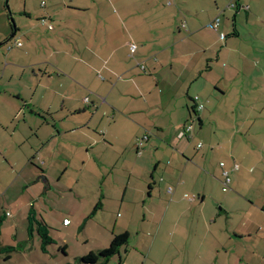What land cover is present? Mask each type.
<instances>
[{"label": "crops", "instance_id": "crops-1", "mask_svg": "<svg viewBox=\"0 0 264 264\" xmlns=\"http://www.w3.org/2000/svg\"><path fill=\"white\" fill-rule=\"evenodd\" d=\"M42 3L25 4L16 25L8 12L0 37V84L18 82L0 89V129L18 139L0 145V218L38 215L54 170L85 202L83 178H63L91 171L100 178L75 230L93 229L100 245L74 260L127 235L118 264H264V0ZM30 190L36 199L17 206Z\"/></svg>", "mask_w": 264, "mask_h": 264}, {"label": "rangeland", "instance_id": "rangeland-1", "mask_svg": "<svg viewBox=\"0 0 264 264\" xmlns=\"http://www.w3.org/2000/svg\"><path fill=\"white\" fill-rule=\"evenodd\" d=\"M43 1L44 4H46V7H55V6H62L64 4L70 3V0H9L6 7L7 0H0V37H4L6 35L5 31L7 30L6 37L8 38L10 35V24L11 20L13 21L14 25H16L15 21H18V19L21 16V12L25 9L24 5H27V8L30 10H36L39 3ZM102 1V0H101ZM55 5V6H54ZM8 12L11 14V20L8 17ZM220 34L219 38L221 37ZM6 38V40H7ZM5 40V41H6ZM224 39L220 38V41ZM0 49H2L4 42H0ZM6 51V50H5ZM4 54V51H3ZM2 55V54H1ZM221 63H223V60H221ZM3 83H6V80L3 81ZM18 82L13 81L7 86H3V84H0V89L3 91L2 97L4 98L5 94H7L8 91L6 89L12 90L17 88ZM21 86V85H20ZM1 97V98H2ZM95 138H88L87 142L91 143L94 142ZM18 141L15 137H12V129L9 128L8 132H2L0 129V145H3L4 147L10 148L11 146H14L15 142ZM96 142L98 140L96 139ZM94 142V143H96ZM1 146V147H3ZM16 148H14L15 150ZM96 152V151H94ZM14 154V153H13ZM1 162H4V158L0 154V164ZM56 170L50 172V178L51 184L49 187V191L45 197H40L39 200L36 202V210L39 214L37 215L38 218L43 217L48 225L50 237L53 239L54 244L48 246V253L43 254L39 250V240L38 236L35 233L28 241L27 236V222L25 218L26 211H23L22 213L18 214L15 213L13 217H6L5 220L6 224L5 228L2 230V236H1V243L3 246H10L14 248H18L15 252L10 253L11 259L5 260V255H0V264H77L76 260L74 258L76 256L81 255V253H86L88 249L92 248L95 249L97 245H100L98 235L96 231L93 229L86 230V233L84 235L76 234V228L75 225L80 220L83 215L86 213L88 209V204H86L87 199L90 197L91 194L88 195V192L91 189V182L94 180V182H98V179L94 176V173L91 171L84 172L83 175H80L79 171L77 170H71L68 172L67 177H64L63 179L65 182H71L75 183L77 179L83 178V180H80L78 186V189L80 190V193H85V202H80V199L78 197L72 196V194L68 193V191H65L63 187L60 188V186L57 185L55 181V175H57ZM6 173L1 171L0 169V198H2V194L5 193V189L7 186L5 184L9 182V178H6ZM46 179V178H45ZM47 181V179H46ZM48 183V181H47ZM42 184V190H44L45 183L41 181ZM10 187V186H9ZM173 189V188H172ZM166 192V191H165ZM168 192V191H167ZM20 190L16 185H13L7 194L10 196V194L14 195V199H17L19 197ZM68 193V194H67ZM191 195V194H189ZM37 194L33 192L31 193V190L28 193L22 194L20 199L18 200V205L23 204L25 201H33V199H36ZM43 198V199H42ZM3 200V199H2ZM0 201V203L2 202ZM21 201V202H19ZM36 201V200H35ZM26 209V207H25ZM110 210V209H109ZM108 210V211H109ZM1 211V208H0ZM106 211L105 213V220L104 222L112 223L114 221L115 216H113V211ZM114 213V212H113ZM63 219H67L70 222V227L65 229L63 228ZM137 220H135L136 222ZM96 223V221L93 222V224ZM11 224V225H10ZM95 228V227H94ZM15 229V231H14ZM15 235L17 239V243L13 242V236ZM89 239V242L87 245L85 244V240ZM138 239V238H136ZM27 240V242L24 244L23 241ZM134 240V238H133ZM130 248L134 245V241L130 242ZM24 246L26 247L25 251ZM63 246H67L65 250V254L60 251V248ZM98 247V246H97ZM122 250V251H121ZM120 253L124 255L123 248L120 249ZM118 256H114L110 259L108 264H118ZM128 263V262H127Z\"/></svg>", "mask_w": 264, "mask_h": 264}, {"label": "trees", "instance_id": "trees-1", "mask_svg": "<svg viewBox=\"0 0 264 264\" xmlns=\"http://www.w3.org/2000/svg\"><path fill=\"white\" fill-rule=\"evenodd\" d=\"M43 4L42 6H44ZM5 217L0 218V255H5V260H10V253L15 252L18 248L3 246L1 243V227ZM27 236L28 241L32 239L36 233L40 241V250L42 253L47 252V247L54 244L53 239L50 237L48 226L41 218H38L37 213L30 208L27 213ZM128 242L127 235L114 236L111 240L109 247L100 252L89 253L86 257L76 260L77 264H108L110 259L119 254L121 248L125 247ZM66 247L60 248V251L65 254Z\"/></svg>", "mask_w": 264, "mask_h": 264}, {"label": "built area", "instance_id": "built-area-1", "mask_svg": "<svg viewBox=\"0 0 264 264\" xmlns=\"http://www.w3.org/2000/svg\"><path fill=\"white\" fill-rule=\"evenodd\" d=\"M43 4L44 3H42V5ZM231 7H234V5H231ZM42 22L44 23V20H42ZM218 22H219V20L216 19L215 20V24H214V28H216L218 26ZM48 28L51 29L52 27L51 26H48ZM220 38L221 39H224V35H221ZM135 48H136L135 45H133V44L130 45L129 46L130 52L133 53L135 51ZM194 100L197 101V98H194ZM85 102H86V100H85ZM202 109H203V105H201V104L196 107V110L197 111H200ZM191 130H192V125L186 126L185 129L183 130V132H181L180 136H184L186 133L190 132ZM139 146H141V142H139ZM200 147H201V144L198 145V148H200ZM219 166L223 170L224 163H220ZM234 170H237V166L234 167ZM222 177H223V181H222V191L223 192H226L229 189V186H230V183H231V178L229 176V172L223 170L222 171ZM168 193L169 194L171 193V189L170 188L168 189ZM192 200H193V198L190 199V201H192ZM68 223H69L68 220H64V222H63L64 225H67Z\"/></svg>", "mask_w": 264, "mask_h": 264}, {"label": "water", "instance_id": "water-1", "mask_svg": "<svg viewBox=\"0 0 264 264\" xmlns=\"http://www.w3.org/2000/svg\"><path fill=\"white\" fill-rule=\"evenodd\" d=\"M41 180L45 183V185L47 186V182L45 181V178H41Z\"/></svg>", "mask_w": 264, "mask_h": 264}]
</instances>
